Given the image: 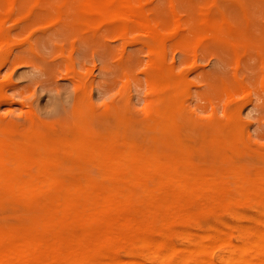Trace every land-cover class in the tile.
<instances>
[{
  "label": "rangeland",
  "instance_id": "obj_1",
  "mask_svg": "<svg viewBox=\"0 0 264 264\" xmlns=\"http://www.w3.org/2000/svg\"><path fill=\"white\" fill-rule=\"evenodd\" d=\"M124 1L130 18L104 2L0 0V137L31 151L29 172L128 208L69 228L40 200H0V248L21 255L0 264H198L181 250L195 240L264 238V0ZM81 139L144 161L154 204L172 212L147 211L143 188L106 175ZM161 175L207 199H170ZM214 247L216 264L235 255Z\"/></svg>",
  "mask_w": 264,
  "mask_h": 264
},
{
  "label": "bare ground",
  "instance_id": "obj_2",
  "mask_svg": "<svg viewBox=\"0 0 264 264\" xmlns=\"http://www.w3.org/2000/svg\"><path fill=\"white\" fill-rule=\"evenodd\" d=\"M91 2H94L97 4L104 2L109 7L117 8L118 10H115L116 12L121 11L125 13L128 16V18H130V15L132 12L130 9L129 10L127 9L128 7L125 6L124 0H82V3L85 6H90ZM138 22L142 23V21H139V20ZM141 25L139 26L141 27ZM173 25H175L173 28L177 29L176 23ZM142 28L140 29L142 30ZM146 33H148V31ZM169 33L171 32L169 31ZM170 38L172 37H169V39ZM165 39L167 38L165 37ZM150 91H153V89ZM153 112L159 113L160 115H162L163 113L161 112V109L158 110L157 108L153 109ZM78 147L82 152H86L88 154H91L97 157L98 158L97 165L98 166L100 165V167L103 168V171H105L106 175H108L109 177H113L114 179H117L118 181H122L126 183L134 182L135 184H138L139 186H141L143 188V195H144L143 197L146 198L148 201L147 211L159 213L160 215L164 217H166L170 212H172V209H169L168 204L166 202H162L161 204H158L159 206H156L154 204V201L152 200V197H151L153 190L147 184L153 180V176L151 172L143 171L145 168H147V165H145L144 161H142L141 159H133L130 155H126V154L121 155L118 158H112L111 154H112L113 148L111 145L105 148H101L98 145L94 144V142H92L91 140L83 141L81 139ZM25 149L27 148L25 147ZM27 152H24L21 149H19L17 145H15L13 142L8 143L5 140V138L0 137V200L1 201L9 202V204H14L18 202V199H20L17 197H22L23 200L26 202L25 205H27L28 206L27 208H29L30 207L29 203L33 202V200L34 201L40 200L41 207L43 208L45 212L52 213L55 215H63L65 218L64 221L65 223H67V225H69L68 226L69 228L82 225L92 213H97L100 215H108V214H111L112 212L116 214L122 213L124 209H128L127 207H125V204L122 201H120L118 197L116 196V194L112 191L89 189L87 190V192L84 193V192H81L82 189L79 186H75L72 189H70V187L67 188L65 185L58 183V179L54 176L38 175L39 173L33 174L31 173V171L29 172L28 169L30 168L34 158H33V155L30 154L31 151L27 150ZM44 161L45 160H41L38 163L37 166L39 168L38 169L39 171ZM93 164L95 163L93 162ZM121 168L124 170H127L128 173L126 175L119 174V170ZM159 179L161 182L160 184L164 188L167 189L165 190V193L167 194L168 197H170V199H174L178 201H184V200L188 201V200H197L198 198L202 197V196L201 197L198 196V197L193 198L192 195L194 194V192L192 191V187H190V179L185 180L183 178H175V177H170V176H165V175H161ZM114 185H117V184H114ZM187 196H190L191 199L190 198L186 199ZM257 196L259 197V196H264V195L258 194ZM82 197H83V200L81 201ZM202 199H207V198L202 197ZM142 209H145V208H142ZM132 220H135V219H132ZM263 222H264V219H263ZM235 223L237 224V222ZM192 231H190V233ZM261 231L262 230H260L259 232ZM259 232L255 235V237L252 239L251 242L243 241L241 242V244H234V242L233 244H231L230 242H228L227 239H226L227 241H224L222 240V238H220V240H217L214 245V243H212L211 241L209 243V242H205L202 239H198V240H195L194 242H191V245H187L185 248L182 247L181 250L185 252V255H184L185 258L189 259V253L196 255L198 264H216L208 257V253H210L209 251L212 248H215L214 246L225 245V247H227L230 252L235 253L234 257L231 256L232 257L231 260L230 259L228 260L225 257L223 259V256H222V260L226 262L227 264L229 263L237 264L235 263L237 261L239 262L238 264H249V262L252 264H264V258L258 259L255 262L253 260L252 262L249 260L247 262V260L245 261V259L241 255L242 249L245 247L264 249V238L262 237L261 234H259ZM189 235L190 234H188L187 236ZM155 242L157 243V241ZM170 242L172 241H169V243ZM7 248H8L7 250L4 248H0V261L11 263L21 258V255L15 250H13L11 247L10 248L7 247ZM176 248L177 247H173L171 245V247H169V250L171 252H175L177 251ZM180 255L183 256L181 252H180ZM161 258H163V256H161ZM126 260L128 259H125V261ZM118 261H117V264H119ZM121 261L122 260H120V262ZM130 262L132 264H150V263H145V262L135 260V259L133 260L131 259Z\"/></svg>",
  "mask_w": 264,
  "mask_h": 264
}]
</instances>
